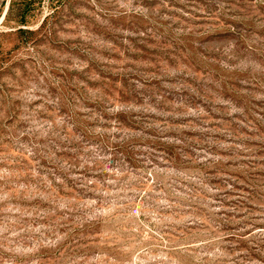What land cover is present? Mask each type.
<instances>
[{"label": "rangeland", "instance_id": "rangeland-1", "mask_svg": "<svg viewBox=\"0 0 264 264\" xmlns=\"http://www.w3.org/2000/svg\"><path fill=\"white\" fill-rule=\"evenodd\" d=\"M0 264H264V0H0Z\"/></svg>", "mask_w": 264, "mask_h": 264}]
</instances>
